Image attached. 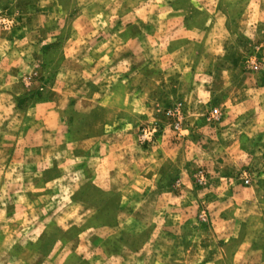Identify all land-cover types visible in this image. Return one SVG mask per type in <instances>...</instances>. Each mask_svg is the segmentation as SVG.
<instances>
[{
  "label": "rangeland",
  "instance_id": "1",
  "mask_svg": "<svg viewBox=\"0 0 264 264\" xmlns=\"http://www.w3.org/2000/svg\"><path fill=\"white\" fill-rule=\"evenodd\" d=\"M0 264H264V0H0Z\"/></svg>",
  "mask_w": 264,
  "mask_h": 264
},
{
  "label": "built area",
  "instance_id": "2",
  "mask_svg": "<svg viewBox=\"0 0 264 264\" xmlns=\"http://www.w3.org/2000/svg\"><path fill=\"white\" fill-rule=\"evenodd\" d=\"M217 114H218V111H217V110H215V111H214V115H213V116H214V117H216V116H217Z\"/></svg>",
  "mask_w": 264,
  "mask_h": 264
}]
</instances>
